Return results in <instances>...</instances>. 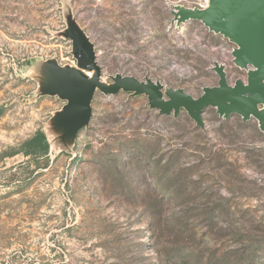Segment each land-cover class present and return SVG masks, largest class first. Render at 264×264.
Segmentation results:
<instances>
[{
	"label": "rangeland",
	"instance_id": "rangeland-1",
	"mask_svg": "<svg viewBox=\"0 0 264 264\" xmlns=\"http://www.w3.org/2000/svg\"><path fill=\"white\" fill-rule=\"evenodd\" d=\"M211 1L0 0V264H264V104L197 125L107 91L247 83L240 44L181 16ZM39 128L46 157L10 156Z\"/></svg>",
	"mask_w": 264,
	"mask_h": 264
},
{
	"label": "water",
	"instance_id": "water-1",
	"mask_svg": "<svg viewBox=\"0 0 264 264\" xmlns=\"http://www.w3.org/2000/svg\"><path fill=\"white\" fill-rule=\"evenodd\" d=\"M181 16L184 19H198L211 27L217 26L220 32L240 44V49L235 52L238 62L253 67L247 83L237 81L230 86L221 75L218 86L206 88L199 97L194 98L182 89H167L164 92L160 85L152 81L123 76L117 78L107 91L146 94L151 108L163 115H177L180 109H184L197 125L203 124L202 113L207 107H215L225 117L244 112L246 117L260 118L258 106L264 104V0H212L202 10L183 9ZM88 70H92L93 74L91 77L85 75L86 79L95 78L98 70L96 64L93 63ZM87 105L88 99L78 116L83 109L86 112Z\"/></svg>",
	"mask_w": 264,
	"mask_h": 264
},
{
	"label": "trees",
	"instance_id": "trees-1",
	"mask_svg": "<svg viewBox=\"0 0 264 264\" xmlns=\"http://www.w3.org/2000/svg\"><path fill=\"white\" fill-rule=\"evenodd\" d=\"M48 151L49 142L47 136L45 132L41 128H39L33 134L23 140L19 144V146L13 148L10 152V156L22 154L23 156L28 157L27 160H37L40 157H46ZM160 185L162 189L166 191L165 194L170 197L171 201H175L176 194L174 193L173 189L167 185Z\"/></svg>",
	"mask_w": 264,
	"mask_h": 264
},
{
	"label": "built area",
	"instance_id": "built-area-1",
	"mask_svg": "<svg viewBox=\"0 0 264 264\" xmlns=\"http://www.w3.org/2000/svg\"><path fill=\"white\" fill-rule=\"evenodd\" d=\"M84 74H85L87 77H91L92 74H93V71H91V70H87V71L84 72Z\"/></svg>",
	"mask_w": 264,
	"mask_h": 264
},
{
	"label": "crops",
	"instance_id": "crops-1",
	"mask_svg": "<svg viewBox=\"0 0 264 264\" xmlns=\"http://www.w3.org/2000/svg\"><path fill=\"white\" fill-rule=\"evenodd\" d=\"M65 118V116H62V117H59V121L58 122H61V121H63V119Z\"/></svg>",
	"mask_w": 264,
	"mask_h": 264
},
{
	"label": "bare ground",
	"instance_id": "bare-ground-1",
	"mask_svg": "<svg viewBox=\"0 0 264 264\" xmlns=\"http://www.w3.org/2000/svg\"><path fill=\"white\" fill-rule=\"evenodd\" d=\"M83 114V113H82Z\"/></svg>",
	"mask_w": 264,
	"mask_h": 264
}]
</instances>
